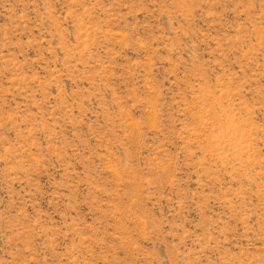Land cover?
<instances>
[{
	"label": "rangeland",
	"instance_id": "374dc122",
	"mask_svg": "<svg viewBox=\"0 0 264 264\" xmlns=\"http://www.w3.org/2000/svg\"><path fill=\"white\" fill-rule=\"evenodd\" d=\"M0 264H264V0H0Z\"/></svg>",
	"mask_w": 264,
	"mask_h": 264
}]
</instances>
